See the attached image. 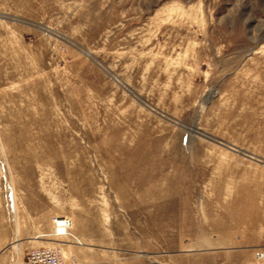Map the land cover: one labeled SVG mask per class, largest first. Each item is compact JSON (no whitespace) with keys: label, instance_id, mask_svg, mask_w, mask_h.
<instances>
[{"label":"rangeland","instance_id":"1","mask_svg":"<svg viewBox=\"0 0 264 264\" xmlns=\"http://www.w3.org/2000/svg\"><path fill=\"white\" fill-rule=\"evenodd\" d=\"M41 247L264 264V0H0V264Z\"/></svg>","mask_w":264,"mask_h":264},{"label":"built area","instance_id":"2","mask_svg":"<svg viewBox=\"0 0 264 264\" xmlns=\"http://www.w3.org/2000/svg\"><path fill=\"white\" fill-rule=\"evenodd\" d=\"M17 264H66V262L60 249L41 247L28 252L24 260Z\"/></svg>","mask_w":264,"mask_h":264},{"label":"bare ground","instance_id":"3","mask_svg":"<svg viewBox=\"0 0 264 264\" xmlns=\"http://www.w3.org/2000/svg\"><path fill=\"white\" fill-rule=\"evenodd\" d=\"M64 257V256H63Z\"/></svg>","mask_w":264,"mask_h":264}]
</instances>
